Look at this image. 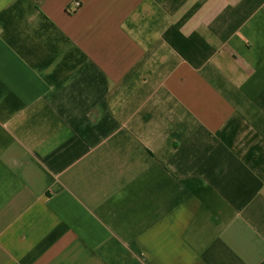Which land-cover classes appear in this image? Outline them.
I'll return each mask as SVG.
<instances>
[{
    "label": "crops",
    "instance_id": "crops-1",
    "mask_svg": "<svg viewBox=\"0 0 264 264\" xmlns=\"http://www.w3.org/2000/svg\"><path fill=\"white\" fill-rule=\"evenodd\" d=\"M0 264H264V0H0Z\"/></svg>",
    "mask_w": 264,
    "mask_h": 264
}]
</instances>
